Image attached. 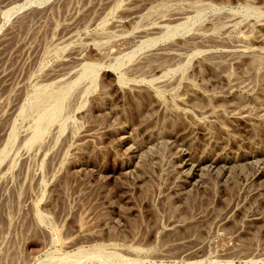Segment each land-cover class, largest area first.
I'll return each instance as SVG.
<instances>
[{"label": "rangeland", "instance_id": "obj_1", "mask_svg": "<svg viewBox=\"0 0 264 264\" xmlns=\"http://www.w3.org/2000/svg\"><path fill=\"white\" fill-rule=\"evenodd\" d=\"M0 264H264V0H0Z\"/></svg>", "mask_w": 264, "mask_h": 264}, {"label": "bare ground", "instance_id": "obj_2", "mask_svg": "<svg viewBox=\"0 0 264 264\" xmlns=\"http://www.w3.org/2000/svg\"><path fill=\"white\" fill-rule=\"evenodd\" d=\"M20 5H21V4H20ZM16 7H17V6H16ZM15 9H16V8H15ZM13 10H14V9H13ZM154 28H155V27H154ZM75 61H76V60H75ZM159 70H160V69H159ZM159 70H158V71H159ZM93 75H94V74H93ZM47 110H48V109H47ZM51 111H52V110H51ZM50 113H51V112H50ZM41 122H42V120H41Z\"/></svg>", "mask_w": 264, "mask_h": 264}]
</instances>
